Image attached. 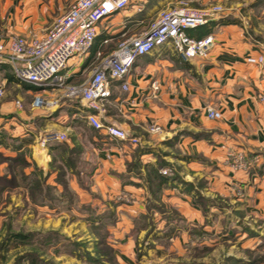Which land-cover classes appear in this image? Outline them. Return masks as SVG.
Returning <instances> with one entry per match:
<instances>
[{
  "label": "crops",
  "instance_id": "crops-1",
  "mask_svg": "<svg viewBox=\"0 0 264 264\" xmlns=\"http://www.w3.org/2000/svg\"><path fill=\"white\" fill-rule=\"evenodd\" d=\"M75 1L0 0V36L42 37ZM214 3L223 11L189 30L196 37L214 35L207 57L184 59L164 45L137 59L123 79L127 90L121 80L113 81L100 117L138 137V144L94 128L85 102L62 91H45L56 104L34 107L41 91L16 80L11 64L0 60V178L17 182L14 169L24 161L23 172L42 170L43 185L53 187L60 203L66 197L63 185L69 183L83 203L99 207L97 214L114 216L108 242L119 264L201 263L206 257L197 253L233 235L246 239L264 225V101L259 97L264 78L258 65L246 61L262 52L258 41L264 35L253 27L242 2L204 0L201 5ZM177 4L133 0L99 24L89 53L72 58L62 74L70 83L86 80L98 51L112 52L119 41L148 28L160 11ZM259 4L252 2L249 10ZM154 81L159 85L155 95ZM208 106L220 110L221 118H209ZM151 123L161 132L151 133ZM48 130L65 132L68 140L40 145ZM86 137L92 157L81 155L79 139ZM238 151L257 160L236 169L229 154ZM164 168L170 173L163 174ZM18 183L13 190L21 194L11 198L52 212L51 201L34 203L27 183ZM124 194L133 200H120Z\"/></svg>",
  "mask_w": 264,
  "mask_h": 264
},
{
  "label": "built area",
  "instance_id": "built-area-1",
  "mask_svg": "<svg viewBox=\"0 0 264 264\" xmlns=\"http://www.w3.org/2000/svg\"><path fill=\"white\" fill-rule=\"evenodd\" d=\"M133 0H76L65 14L48 28L42 37H28L13 34L7 40L0 36V60L11 64L16 80L33 85L41 92L36 93L34 107H51L56 100H50L45 91H62L63 96L82 99L89 109L88 122L96 129H106L114 139L138 144L139 138L131 135L119 124L104 122L100 114L112 95V83L121 80L124 90L129 85L123 79L131 71L137 59L164 45L171 46L184 59L207 57L215 45L213 34L193 36L190 29L206 24L223 11L219 4L202 6L204 0H178L176 6L164 9L153 19L148 28L138 34L119 41L110 53L98 51L92 74L84 82L70 83L62 71L74 57L89 53L98 34L99 24L114 13L124 10ZM107 41V40H106ZM262 52L258 56H247L246 61L258 65L264 78V39L258 41ZM153 95L159 88L158 82L152 83ZM4 90L0 88V96ZM264 101V91L260 93ZM211 119H219L222 112L213 106L207 107ZM151 133L161 132L157 123L149 124ZM68 135L57 130L44 131L39 143L65 142ZM236 169H247L257 160L244 151L229 154ZM163 174L170 170L164 168ZM120 200L130 202V195H121Z\"/></svg>",
  "mask_w": 264,
  "mask_h": 264
},
{
  "label": "rangeland",
  "instance_id": "rangeland-1",
  "mask_svg": "<svg viewBox=\"0 0 264 264\" xmlns=\"http://www.w3.org/2000/svg\"><path fill=\"white\" fill-rule=\"evenodd\" d=\"M226 1L229 5L234 3V0ZM258 1L259 6L249 10L252 2L255 4ZM235 2L247 6L244 12L250 17L256 31L264 35V0ZM86 138L79 139V147H83L81 155L92 157L91 141L89 137ZM70 162L71 168L74 162ZM81 162L83 165L87 163L85 159ZM13 191L16 193H11ZM3 192L0 193V264H29V254L33 257L37 255L35 257L43 261L36 264H119L107 240L108 228L114 222V216L97 214L99 207L91 206V202L83 203L69 183L64 191L65 201L60 203L58 199H53L50 213L15 196L11 198L13 194H21L18 189L9 188ZM53 196L58 197V194L54 192ZM111 204L114 206V202ZM263 227L262 224L257 232L246 239L241 240L233 235L222 241V245L205 249L203 253L196 252L205 255L206 260L191 264H264ZM20 233L26 237L16 238L15 235Z\"/></svg>",
  "mask_w": 264,
  "mask_h": 264
},
{
  "label": "trees",
  "instance_id": "trees-1",
  "mask_svg": "<svg viewBox=\"0 0 264 264\" xmlns=\"http://www.w3.org/2000/svg\"><path fill=\"white\" fill-rule=\"evenodd\" d=\"M25 165H26V162L22 161V162H20L17 169H14L16 176H17V178L15 180L17 182H13V180L11 178H9V179L0 178V193L5 191L6 189H9V188L13 189V188H16L17 186H20L18 181H20V179H21L23 182L27 183L25 185L27 186L28 190L30 191L31 199L34 203L42 204L45 201L47 202V201H52L53 199H57V197L53 196V194L55 192L53 187L52 186L48 187L47 185L46 186L43 185L44 178H43V176H41L42 170H40L38 167H36L35 170L31 174L27 175L23 172ZM158 182L159 183L163 182V177L162 178L159 177ZM63 186H64V191L67 190L68 186H66L65 184ZM91 206H93V205H91ZM108 234H109V232H108ZM15 237L24 239L26 237V235H23L22 233H20V234H16ZM112 249H113V247H111V250ZM113 251H114V249H113ZM29 255L31 257V259H30L31 263H29V264H36L35 262H37V261L43 262L38 257H35L37 255H35L34 257L32 254H29Z\"/></svg>",
  "mask_w": 264,
  "mask_h": 264
}]
</instances>
